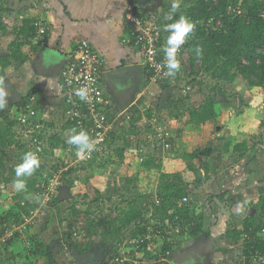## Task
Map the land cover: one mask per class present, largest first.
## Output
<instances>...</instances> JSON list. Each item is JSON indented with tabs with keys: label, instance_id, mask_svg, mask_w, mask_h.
Masks as SVG:
<instances>
[{
	"label": "crops",
	"instance_id": "0c3cea01",
	"mask_svg": "<svg viewBox=\"0 0 264 264\" xmlns=\"http://www.w3.org/2000/svg\"><path fill=\"white\" fill-rule=\"evenodd\" d=\"M12 1L17 4L20 11L18 13L11 12L9 9L11 6L6 4L7 10L0 12V22L3 23L4 27L0 29V33L2 32L0 34V53L10 55L12 53V43L15 42V37H19L18 42L21 43L19 47L26 55V59L15 62V71L10 84H14L15 87L14 85L13 87L22 95H36L35 115L32 121L37 125V128L42 130L43 127H46L47 132L50 133L55 131L57 126L59 127L58 131L63 132L66 126L65 101L60 71L56 72L57 70L51 65L50 61L41 60L39 54L42 49L48 48V52H55L59 58L63 57L69 60L78 43L82 40H88L105 59V72L125 69L122 72L123 74L120 75L123 79L115 88L110 89L106 76L103 77V86L105 91L107 90L111 101L110 118H117L119 123H123V119L127 116L130 119L128 122H131V120L135 122V125L131 127L135 135L127 133L128 136L121 139L119 145L126 146L124 162L131 167L130 171L132 175L137 176V180L133 183L135 188H133L132 194L129 193L131 198H123V204H118V207L113 208V211H119L118 213H120L122 210H128L130 203L135 200L138 206L149 210L145 214L148 225L141 234L147 231L150 232L156 228L159 222L162 223L158 214L153 215L155 209L153 206L161 203H156V200L160 198L161 193H164L162 191L163 184L183 181L189 185V194L187 195L189 201L186 204L190 206L192 217L197 216V211H201L203 216H201L202 220L199 221L201 227L198 230L194 229L193 224H187L190 219L184 218L187 228L182 238H178L175 244H168V247L173 248V252L184 253L185 259L187 257L185 261L181 259L182 264H258L254 260L255 251H252V248L249 252L247 251L245 233L242 230L246 217L254 216V214L258 215L256 204H258L263 193L256 184L246 185L245 182H242V177L248 175L251 176V179H255L254 177L260 176L261 169L258 164L261 161L259 159L261 156L264 159V137H262L263 139L252 140L249 136L250 131L260 132V134L261 131H264V86L248 87L244 90L246 93L239 90L240 86L234 91L231 87H227L225 89L228 92L225 90L222 94L218 89L219 93L217 94V104L215 106L219 114L218 119L216 121L209 120L199 125L190 123L188 113L186 109H183V105L186 106L189 103L198 106L199 101L202 100L200 98L204 96L200 94L199 96L198 94L197 96L192 95V98L181 101L179 100L180 97L185 94L178 90L175 85L178 79L171 82L173 88L163 89L162 84L164 82H156L152 78V72L144 63V58L139 49L131 42L124 41L130 30L126 25L125 18L129 0ZM193 1L186 0V3H184V0H179L180 4H187L188 8ZM161 2L151 9L159 19L160 15L164 13L163 11L170 9V6L161 4ZM183 9L185 8L183 7ZM26 18H34L35 21L42 19L48 22L49 31L45 46H40L36 43V40L34 41L33 37H31V40L27 36L18 33L22 20ZM113 77L119 78L118 74H113ZM182 79L183 76H180L179 82ZM165 90H167L166 94ZM238 97L241 99L240 101ZM235 100H238L237 107H235ZM248 101L253 103L250 107L255 106L257 108L256 119L254 116L248 115L244 121L230 127L233 123L231 121L235 120L233 112L241 110V113H243L245 112L244 108L248 110ZM154 106L156 107L154 108ZM59 107H64V119L57 116V108ZM162 115L167 117V121ZM42 117H45L46 121ZM152 118L161 120L160 122L164 128L171 131L174 142L172 149L171 147H165L164 139L159 140L157 149L146 150L148 146H142L140 138L146 137L147 132L150 131L148 125L151 124ZM41 125L43 126L40 127ZM132 138L133 142H131ZM196 141H198V147L201 149L215 148V151L209 155L201 154L196 158L187 160L185 154L193 151ZM246 141L250 144L247 143L250 148L249 152L259 146L262 150L261 155L258 157L257 151L255 157L249 156V158L251 157L249 163L246 162L248 161L247 156L243 158L239 162L241 163L240 168L238 165L235 166L238 168L239 177L233 178L230 187H227L223 182V178L221 179V173L219 175L213 174L214 168H217V165L221 162L226 165L233 155L234 145ZM149 155L156 156L157 163H161L159 168L142 167L143 160H147ZM45 157L48 158L47 161L51 166L49 158H52V156ZM201 158L209 162L205 164L210 168L208 175L204 164L191 162H197ZM189 163L200 169V182L195 183L197 174L190 169ZM225 165H223L224 168ZM133 167L134 172H132ZM124 174L122 173V176ZM126 174H128V170ZM42 179L44 178L40 180ZM117 179H120V177H117ZM137 181L138 188H136ZM232 182L239 184L233 185ZM91 183L95 188L101 190L96 184ZM70 187L64 179L59 182L58 194L65 192L66 197L68 196L62 201L73 200V196L70 195L72 187ZM7 188L5 195L0 197V214L1 211L15 210L14 206H16L18 200L20 201L19 196L15 195L23 194L26 191V188L23 191L17 190L15 184L13 186L8 185ZM227 188L228 190H226ZM14 190L17 191V194L14 193L15 195L13 194ZM226 191L228 193L225 198L227 197L228 200L233 199V201L229 207L226 205L227 210H223V207L218 205L215 198L217 197L222 201L220 196ZM12 195L14 196L12 197ZM29 199L31 203H39V206L32 209L31 213L27 215L32 217V222L27 231L19 233L17 237L0 246V264H78L69 250V241L65 238L67 221L62 220L60 216H55L54 221L50 218V214L47 218L44 216L41 207L44 203L47 204L50 201L49 199L43 197L40 200V197L36 198L33 195ZM13 201L15 202L13 203ZM200 201H204V207ZM222 202H225V200ZM237 202H246L241 213L236 211ZM20 203L24 204L25 200L20 201ZM28 203L26 202V204ZM51 203H48L49 206L46 208L50 212L54 207V204ZM180 203H184L183 199L180 200ZM196 204L202 207L203 212L198 210V207L194 208ZM169 211L173 212L174 207H170ZM241 214L246 215L244 219L243 217L239 218ZM117 215H111L110 217L114 218ZM223 216H226V218ZM6 224V222L0 220V234H2ZM106 226L107 224L101 223L97 227L98 229L95 232L98 234L94 233L88 240L90 241L88 249L79 250L77 248L79 252L88 254L85 260L96 264H104L111 251L110 249L113 247L114 250L116 244H119L125 237H131L136 231L133 223L124 229L121 238L116 241L113 240L112 243V239L107 237V242L104 235ZM76 228L77 226H74L73 231ZM235 229H240L242 233L235 234ZM84 237L85 234H80L79 238H76L73 234L72 239H78L82 242L85 240ZM49 250L53 254L52 259L47 256ZM54 255H56V258H54ZM192 256H194V259ZM169 264H174L173 259Z\"/></svg>",
	"mask_w": 264,
	"mask_h": 264
},
{
	"label": "trees",
	"instance_id": "16d2710c",
	"mask_svg": "<svg viewBox=\"0 0 264 264\" xmlns=\"http://www.w3.org/2000/svg\"><path fill=\"white\" fill-rule=\"evenodd\" d=\"M7 1L8 0H2L0 12L7 10L5 7ZM194 1L195 2L188 8V17H190L194 24L193 31L189 36L188 45L189 49L191 50L189 60L190 72L185 71L182 73L183 65L180 62L181 70L176 74V80L178 79L177 83H180L179 77L183 76L184 78L186 77V74H189L188 77L192 79L191 83L188 82L186 88L179 89L185 94L180 97L179 100L182 101L183 99H190L192 98V95L197 96V94L198 96L199 94L204 96L201 98L202 100L199 101L198 106H193L191 104L186 106L183 105V109H186L189 116L188 121L190 123L199 125L209 120L216 121L218 119L219 114L215 106L217 104L218 89H220L221 94L224 92V90H222V82L233 83L237 80V77L240 76L242 80H246L250 85L264 86V16L262 15V11H264V0ZM179 16V14H175L174 18L178 19ZM209 20L214 22L220 20L222 24L216 26V28L207 27L206 22ZM201 21H205V23ZM34 22V18L23 19L21 25L19 26L18 33L31 39L36 31ZM170 22L172 21L169 20L167 23ZM3 28V23L0 22V29ZM16 42L12 43V53L10 55L0 53V87H3L6 81L10 83L15 71V62L26 59V55L19 47L21 43ZM38 48L36 47L35 49L37 50ZM197 48L201 49V54L199 56L196 53ZM243 58L246 60V62H243ZM197 61H202V69H198ZM202 72L210 75L211 79L217 82L207 90L205 89V83L198 79L200 73ZM162 86L163 89H170L172 88V83L171 81H166L162 84ZM22 98L25 97L22 96ZM19 102L20 101H16V103ZM155 107L156 106H154V108ZM153 119L154 118H152L151 121ZM125 120L129 121L130 119L125 116L123 121ZM33 124L36 125L34 122ZM129 124L130 128L128 127L127 129L125 125L119 126V121L116 122L115 127L111 131L108 141L104 146L106 147L113 144L116 145V155L114 161L121 160L124 162L127 148L126 146L119 145L118 143L121 139H125V130L127 129L126 134L132 133L135 135V133L131 130V127L135 125V122L131 120ZM14 125L15 119H11L8 116H0V180L7 185L12 186L14 185V180L16 179L15 167L17 164L22 162L24 153L29 151L34 152L37 154L40 160V158L45 156H53L55 154L56 148L60 146L66 147L68 145L67 140L64 139L59 133H55L48 139H45L43 132L33 135L36 130L31 133L33 141L31 144H27L26 142H22L17 138ZM148 126L150 131L147 132L146 137L144 136L143 138H140L142 146H148V148L154 146V148L157 149V143L159 140L152 138L151 135L154 134V131L151 127V124ZM65 130L66 134L69 136L73 134V130L79 132V129L74 124L69 122H66ZM38 142H40L42 145L40 146L41 150L38 148ZM169 142L172 149V145L174 144L172 137L169 139ZM74 147L76 148L75 145ZM213 151H215V148L201 149L198 147V141H196L193 151L185 154V156L193 159L201 154L209 155ZM249 151L250 148L247 142L236 143L233 147L232 156L234 158L232 161H229L227 165L241 161L248 155ZM105 152L106 148L102 151L100 148H97V151L94 153V161L92 163H96V161L103 159L105 157ZM149 156L147 160H143L142 167L159 168L161 163H157L156 156ZM109 157L111 158V155ZM103 161H105V159ZM91 164L89 163V165ZM188 166L197 174L195 183L200 182V169L191 163H189ZM55 167H57V164H55L53 167L49 166V163H40L39 168L35 170L32 176L24 178L26 180V191L25 193L18 194L16 196H19L18 198L20 201L25 200V203L21 204L20 201H18L16 206H14L15 210L1 211L0 220L6 222L7 224L8 222L9 224L23 222V217L29 215L32 209H36L39 206V203H31L29 198L32 195L36 198L40 197V200L44 197V191L41 187L40 180L43 178V173L46 171L49 173L54 172ZM204 167L206 168V173L208 175L210 168L208 165H205ZM79 170L80 167H78V165L71 167L68 171L63 173L62 180L64 179L65 183H68L69 179L67 175ZM124 179L126 181V186L131 183H135L137 176L133 175V177L129 176ZM86 185L87 188L85 194L82 196L84 198V202L88 204V207L84 211L78 210L75 199L67 202L60 200V194H58V191H56L55 195L51 196L49 201L54 204L51 212L55 213L57 210L62 220H66L68 223L67 229L65 231V238L67 241H69V246L75 245L79 250L88 249L90 247V241L88 240H90V238L95 233V229L101 225V223L107 224L104 235L106 240L107 237H110L112 239V243L114 242L113 240L116 241L121 238L120 236L124 229H126L129 225L131 226L133 223L135 224L136 231L132 234V236H138L139 234L141 235L142 231L147 228L146 225H148V223L146 222L145 214L148 213L149 210L148 208H141L138 206L135 200L130 203L128 210H122L114 218H102L100 221V218L79 221L78 217H80L82 214L91 213L92 205L94 203L97 204L98 201L103 199L101 190L95 188L92 184H90V182H87ZM162 189L164 193L160 194L161 203L159 205L155 204L153 206L155 208L153 210V215L158 214L162 220V223H169L175 216H179L181 219L188 218V220L190 219L187 221L189 225L193 224L195 226V230L200 229L201 223L199 221L202 220V217L196 221V218H193V215H191L192 213L190 206L186 203H180V200L189 194V185L185 184L183 181L174 183L167 182L163 184ZM227 193V191L223 192L220 198H222V201L225 200V202H227V207H229L230 203H232V199L228 200L227 197L225 198ZM14 199H16V197ZM88 199L92 200L90 201ZM110 199H112V196L109 197V200ZM26 202L29 203L26 204ZM258 206L261 209L258 215L246 217L244 219L242 231L244 233H248L249 235V238L245 239L248 252L250 251V248H252V251L255 252L258 250H264V234L260 235L259 233V231L264 229V219H262V216H264V196L260 197L258 204H256V207ZM170 207H174L173 212L169 211ZM71 212V215L76 218H73L68 222V215H70ZM74 226H77V229L81 235L85 234V240L82 242L78 239H72ZM242 231L240 229H235V234H241ZM257 234H259V236ZM117 245L118 244H116L114 250L113 247L110 249L111 251L109 252L108 257L117 251ZM166 245L168 246V243ZM166 245L165 248H167ZM149 255L150 254H148V256ZM47 256L50 259L53 258V254L50 252V250L47 252ZM166 264H169V262Z\"/></svg>",
	"mask_w": 264,
	"mask_h": 264
},
{
	"label": "built area",
	"instance_id": "2783aa9c",
	"mask_svg": "<svg viewBox=\"0 0 264 264\" xmlns=\"http://www.w3.org/2000/svg\"><path fill=\"white\" fill-rule=\"evenodd\" d=\"M262 15L264 16V11H262ZM125 18L126 25L130 30L124 41L131 42L139 49L144 58V63L152 72V78L160 83L165 81L175 82L176 75L173 77L164 75L167 69L163 47L168 33L164 31V25L161 24L159 17L151 9H142L138 0H129ZM218 23V25L222 24L220 20ZM35 29L34 41L36 40V43L40 46H45L49 31L48 22L42 19L35 21ZM188 45L189 38L177 54L183 65L182 73L185 71L190 72L191 50ZM242 60L246 62L244 58ZM104 73L105 59L88 40H82L78 43L71 54V58L66 60V64L60 71L63 98L66 104L65 120L74 124L79 131H85L94 143V149L90 153L83 152L77 155V149L74 145L68 144L66 147L57 148L55 150L57 160L55 171L43 173L44 180L41 182V187L44 191V198L50 199L52 195L56 194L63 173L73 165L72 154H74V161L76 156L80 160L92 158L97 148H100V150L104 148L114 124L118 122L117 118L111 119L109 116L111 101L107 90L105 91L103 86ZM80 88L87 89L88 98L86 101L80 100L75 95L76 90ZM34 104H36V95L31 94L20 110L19 121L23 127H26L27 131L32 126L37 127L31 122L35 115ZM151 127L154 131V134L151 135L152 138L164 139L165 147L169 148L171 146L169 142L172 137L171 132L166 130L157 118L151 121ZM38 148L41 150L40 146ZM62 158L64 161L61 160ZM55 164L52 166L54 167ZM183 201L184 203L188 202L189 197L184 196ZM160 202V198L156 200V203ZM31 222L32 217L25 216L24 221L21 223L6 224L2 234H0V246L15 238L19 233L27 231ZM187 224L179 216H175L169 223L162 224L159 222L156 228L150 232L147 231L144 234L129 238L125 237L117 245V251L109 256L104 264L170 263L173 248L168 247L166 244H175L178 238H182ZM262 233H264V229L261 230L260 235ZM73 234L76 238L80 237L77 228L74 229ZM244 237L249 238L248 233H245ZM165 245L167 248H165ZM148 254L150 255L148 256ZM254 260L258 264H264V250L254 252Z\"/></svg>",
	"mask_w": 264,
	"mask_h": 264
},
{
	"label": "rangeland",
	"instance_id": "374dc122",
	"mask_svg": "<svg viewBox=\"0 0 264 264\" xmlns=\"http://www.w3.org/2000/svg\"><path fill=\"white\" fill-rule=\"evenodd\" d=\"M195 1L192 2V4L194 3ZM1 3H2V0H0V6H1ZM166 4L167 6H170L171 7V3H172V0H162L161 4ZM184 3H186V0H184ZM9 4V6H11L9 9L11 10V12H15V13H18L20 10L18 9V6L15 2H13L12 0H8L7 1V5ZM187 5V4H186ZM185 4L181 3L180 4V9L179 11L176 13V14H185L188 16V7L186 6ZM6 6V5H5ZM183 7L185 9H183ZM170 9H167L165 11H163L164 13H162L160 15V22L162 25L165 24V22L167 23L169 20H165L164 17H165V14L169 12ZM203 23H205V21H201ZM218 21L214 22V21H208L206 22V26L207 27H211V28H216V26H218ZM2 34V32L0 33ZM28 40V38H26ZM19 40V37H15V42L17 41L18 42ZM32 40V39H31ZM43 47V46H42ZM45 50L48 51V48H45ZM197 66H198V69L199 68H203L202 67V61H197ZM195 70V69H194ZM201 72V70H200ZM184 75V74H183ZM189 74H186V77H184L180 83H177L175 84L177 89H184L186 88V86L188 85V82L191 83L192 79H190L189 77ZM199 80H202L204 83H205V89H209L211 86H213L214 84H216L217 82L214 81L213 79H211V76L202 72L200 73L199 75ZM8 84V81H6V83L4 84V88H6V85ZM10 84V83H9ZM12 86L14 84H11ZM173 85V84H172ZM239 87V90H241L242 92H245L244 90H246L248 87L252 88L254 87L253 85H250L248 84V82L246 80H242L240 78V76L237 77V80L233 83H230L229 82H222V90H226L227 87H231L234 91V89L238 88ZM15 87V85H14ZM173 88V86H172ZM226 88V89H225ZM227 91V90H226ZM8 92V91H7ZM228 92V91H227ZM26 95V94H24ZM29 95V94H28ZM26 99V98H25ZM201 99V98H200ZM239 101L241 100L239 97H238ZM243 99V98H242ZM244 100V99H243ZM257 101L259 99H256ZM16 101H18V98H16L15 96H12L8 93L7 95V106L0 110V116H8L9 118L11 119H15V125H14V130L16 131V135H17V138L19 140H21L22 142H26L27 144H31V142L33 141L32 139V135L30 132H33V130H36L34 134H37V133H40V132H43L44 133V138L45 139H48L50 136H52L53 134L55 133H59L62 135V137L64 139H67L70 137L66 134V130L63 132H60L58 131L59 127L57 126V129H55V131L53 132H50L48 133L47 132V129L46 127L42 128H34V126L31 127V129H29L27 131L26 127H23L22 123L19 121V116L21 115L20 114V111H19V108L22 107V102H19V103H16ZM24 102V99L22 98V100ZM247 101V100H246ZM238 100L236 101L235 100V107H237L238 105ZM254 102V101H253ZM189 103H187L188 105ZM249 106H248V110L250 108V110L248 111L247 108H244L245 109V112L241 113L242 111L239 110L237 112H233L234 113V116H235V120L231 121L233 122L230 127H234L235 125L239 124L240 121H244L245 120V117H247L248 115L251 116V117H255L256 119V107L255 106H252L250 107L253 103L248 101L247 103ZM246 104V105H247ZM58 109V115L59 117H61L62 119H64V116H63V109L64 107H59L57 108ZM238 110V109H237ZM163 116V115H162ZM43 120L46 121V119H44L45 117H42ZM163 118H165V120L167 121V117L166 116H163ZM66 119V117H65ZM161 120H158V122L161 124L160 122ZM66 122V121H65ZM169 122V121H168ZM167 122V124H168ZM166 124V125H167ZM125 125L126 128L128 129V127L130 126L129 122L127 120L123 121V123H119V126H123ZM165 125V126H166ZM43 125H41L40 127H42ZM264 126V124H263ZM114 127H115V124H114ZM33 128V129H32ZM130 128V127H129ZM262 128V127H261ZM126 129V130H127ZM61 130V129H60ZM126 130H125V138L126 136ZM262 133L260 134V132H252L250 131V136L252 140H256L257 138L259 139H263L262 137H264V131H261ZM261 138H260V137ZM133 137V136H132ZM32 139V140H31ZM121 141V140H120ZM131 142H133V138L131 139ZM248 144L249 142L246 141ZM43 143V142H42ZM118 143V142H117ZM259 143V142H258ZM40 144V143H38ZM48 144V143H47ZM120 144V142L118 143ZM250 145V144H249ZM39 146H42L41 144ZM116 145L113 144V145H109V146H106L104 147L102 150H104L106 148V152H105V157L103 159H100L98 161H96V163H92L94 160H93V157L92 158H84V159H77V156L75 157V161L73 160L74 158V154H72V162H73V166H77L80 167V170L79 171H74L72 172L71 174H68L67 177H68V184L72 187V191L70 193V195L73 196V199L76 200L77 202V205L76 207L78 208V210H81V211H84L86 210V208L88 207L85 202H84V198L82 195L85 194V191H86V188H87V185L86 183L87 182H90V184H92L91 182H93L94 184H96L99 188H101V191H102V194H103V199L101 201H98L97 204H94L92 205L91 207V213L89 214H82L79 218V221H84V220H90V219H97V218H100L99 221L103 218H108L110 219L111 215L114 216L116 214H119L118 212L119 211H113V208H115L118 204H123L124 202V199L123 198H131L129 197V193L132 194V190L133 188H135V185L133 183L129 184V186H125L124 183L126 182L124 178L126 177H133L132 173H131V167L128 165V164H125V162H122L121 160H117V161H114L115 159V155H116V151H115V147ZM62 147V146H61ZM14 148V147H13ZM154 146L153 147H150V149H148V147L146 148V150H153ZM258 151V157H260L261 155V148H259V146H257L256 148H254V150L252 149L251 152H248V155H247V160L246 161L247 163L251 162V157H255V153ZM254 154V155H253ZM111 155V158L109 157ZM252 155V156H251ZM52 156V155H51ZM94 156V155H93ZM249 156H251L249 158ZM50 157V156H49ZM231 159L229 161H232L233 160V156L230 157ZM257 158V157H256ZM50 164L51 166L53 164H55L57 162L56 158H55V154L52 156V158L50 157ZM105 159V161H103ZM186 159L188 160L189 158L186 157ZM261 161L259 162L258 165H260V176L258 177H254L255 179H251V176H243L242 178V182H245L246 185H253V184H256L258 186V189L263 193L261 196H264V159L263 157L261 156L259 158ZM48 158L47 157H42L40 158V163H48ZM59 160V159H58ZM62 161H64V159L62 158L61 159ZM53 161V162H52ZM228 161V162H229ZM192 163H196V164H206V162H208V160H203L201 158V160H197L196 161H191ZM227 162V163H228ZM241 162V161H239ZM239 162H234V163H231V165H225V163H220L219 165H217V168H214V175L217 174L219 175V173H221V179L223 178V182H225L224 184L227 185V187H230L231 185V180L233 178H235L236 176L239 177V171H238V168H236L235 166L238 165L239 168L241 166V163ZM64 163V162H63ZM89 163L91 165H89ZM209 163V162H208ZM212 164V162H210ZM223 165H225V168L223 167ZM212 167V165H211ZM250 167V166H249ZM213 168V167H212ZM128 170V174H126ZM217 171V172H216ZM132 172H134V167L132 169ZM45 173H48V171H46ZM122 173L124 174V176H122ZM117 177H120V179H117ZM44 178V176H43ZM44 179H42L41 181H43ZM139 181V180H138ZM138 181L136 183V188H138ZM241 181V180H240ZM239 181V182H240ZM60 182H62V178L60 180ZM247 182V183H246ZM261 183V184H260ZM232 184H239V183H233ZM260 185V186H259ZM120 186V187H119ZM8 185L4 182H2L0 180V197L2 195H5V191L8 190ZM70 187V188H71ZM127 187V188H126ZM69 188V187H68ZM228 190V188L226 189ZM3 192V194H1ZM17 191L14 190L13 191V194H17L16 193ZM14 194V195H15ZM81 194V195H79ZM12 195V197L14 196ZM16 196V195H15ZM112 196V199L109 200V197ZM260 196V197H261ZM3 197V196H2ZM254 198V197H253ZM1 199V198H0ZM17 199V198H16ZM15 199V200H16ZM260 199V198H259ZM50 200V199H49ZM90 201L92 199H89ZM117 200V201H116ZM255 200V199H254ZM19 201V200H18ZM17 201V202H18ZM45 201V200H43ZM233 201V199H232ZM15 201H13L14 203ZM118 202V203H117ZM126 202L128 204V200L126 199ZM201 202V205L203 206V203L204 201H200ZM254 202V201H253ZM50 204L51 202H47V204ZM1 204V202H0ZM46 203H44V205L41 207L43 210L42 212L44 213V216L47 218L50 215V218L52 219V221L55 220V216H60V214L57 212V210L55 211V213L53 212H50V210L48 211L47 206H49V204L47 205ZM52 204V203H51ZM213 205V204H212ZM219 205V204H218ZM118 207V206H117ZM198 207V210H202V207L200 205H197L194 206V208H197ZM204 207V206H203ZM205 209V208H204ZM117 210V209H116ZM195 211V210H194ZM261 211L260 207H256V212L259 214V212ZM198 213L197 216L195 217L196 218V221L197 219H199L201 216H203V213H201V211H197ZM203 212V210H202ZM255 212V213H256ZM72 212L70 213V215H68V222L70 220H72L73 218H76L74 216L71 215ZM224 214V213H223ZM255 215V214H254ZM246 215L244 214H241L239 218L245 217ZM226 218V216H223ZM262 219H264V216H262ZM98 228L95 229V231L97 230ZM96 234H98L97 232H95ZM100 234H101V230H100ZM82 238V237H81Z\"/></svg>",
	"mask_w": 264,
	"mask_h": 264
},
{
	"label": "clouds",
	"instance_id": "9594fccd",
	"mask_svg": "<svg viewBox=\"0 0 264 264\" xmlns=\"http://www.w3.org/2000/svg\"><path fill=\"white\" fill-rule=\"evenodd\" d=\"M179 9V0H172L170 10L168 13L165 14L164 17L165 20L172 21L164 25V31L168 33L166 37L165 46L163 47V52L166 61L165 67L167 69L164 75L168 77L175 76L181 70V63L178 59L177 54L181 49V46L184 45L186 40L189 38L190 33L193 31L194 28L193 22L187 15L181 14L178 19L174 18L175 14L179 11ZM196 53L199 56L201 54V49L197 48ZM7 95L8 92L6 88L0 87V110L4 109L7 106ZM75 95L79 97L80 100L86 101L88 98L87 89H77ZM21 96L24 95L21 94ZM29 96L30 95H28V97ZM27 100L28 99L24 98L22 106ZM20 110L21 108L19 109V111ZM32 120L31 122L33 123ZM67 143L76 146L77 155L83 152L90 153L94 149V143L90 140L89 135L83 130L79 132L73 130V134L68 138ZM39 166L40 160L36 153L31 151L24 153L22 157V162L17 164L15 167L16 179L14 180V184L17 190L23 191L26 188V180L24 178L32 176L35 170L39 168ZM245 203L246 202H237V213L243 212Z\"/></svg>",
	"mask_w": 264,
	"mask_h": 264
},
{
	"label": "water",
	"instance_id": "95a60500",
	"mask_svg": "<svg viewBox=\"0 0 264 264\" xmlns=\"http://www.w3.org/2000/svg\"><path fill=\"white\" fill-rule=\"evenodd\" d=\"M138 1L142 9L148 10V9H152L153 7H155L157 3L161 2L162 0H138ZM56 56L57 54L55 52H48L45 49H42V51L39 54V57L41 58V60L43 59L44 61H50L51 65L55 67V70H57L56 72H59L66 64V59H64L63 57L59 58L58 56L57 57ZM124 70L125 69H117L115 71L113 70V71L105 72L104 76L108 78V84H110V89H112L113 87L115 88L116 85L119 82H121L123 78H121L120 75L123 74L122 72H124ZM113 74H118L119 78L113 77ZM6 90L9 92L10 95L17 97L18 101L23 103V101H21L22 100L21 94L11 84H9V82L6 85ZM166 92L167 90H165V94ZM59 197H60V200H63L67 198L68 196L66 197L65 192H62L60 193ZM215 199L218 202V204L223 207V210H227L226 202H222L217 197ZM69 250L78 264H96L95 262H89L85 260L88 254L79 252V250L76 248L75 245L70 246ZM54 258H56V255H54ZM171 258L173 259L174 264H182L183 261L187 259V257L185 259L184 253H181V252L179 254L177 252H173ZM192 258L194 259V256H192ZM181 259L183 260L182 262H181Z\"/></svg>",
	"mask_w": 264,
	"mask_h": 264
},
{
	"label": "flooded vegetation",
	"instance_id": "af4514ba",
	"mask_svg": "<svg viewBox=\"0 0 264 264\" xmlns=\"http://www.w3.org/2000/svg\"><path fill=\"white\" fill-rule=\"evenodd\" d=\"M9 93V92H8ZM24 95V94H23ZM24 97L26 98V99H28L29 97H28V94H27V96L26 95H24ZM17 98V97H16ZM24 99V98H23ZM211 199H213V198H211ZM215 200V199H214Z\"/></svg>",
	"mask_w": 264,
	"mask_h": 264
}]
</instances>
